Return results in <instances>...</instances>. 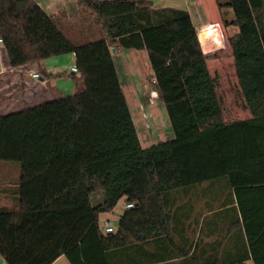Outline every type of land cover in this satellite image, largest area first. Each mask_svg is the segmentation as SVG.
<instances>
[{
	"label": "trees",
	"instance_id": "trees-1",
	"mask_svg": "<svg viewBox=\"0 0 264 264\" xmlns=\"http://www.w3.org/2000/svg\"><path fill=\"white\" fill-rule=\"evenodd\" d=\"M77 2L94 17L99 40L73 44L34 0H0L10 67L47 76L45 60L73 54L77 69L69 75L73 95L0 115V162L19 168L11 181L17 208H0V259L52 264L65 255L70 264H99L131 242L162 238L178 211L193 208L188 200L201 198V215H237L232 236L244 256L234 263L249 253L264 264V0L219 5L232 12L224 27L237 29L227 45L250 114L230 122L188 12L148 0ZM114 44L146 52L172 139L140 145L109 51ZM98 191L102 201L92 206ZM121 199L133 207L105 234L100 215ZM188 260L199 263H182Z\"/></svg>",
	"mask_w": 264,
	"mask_h": 264
},
{
	"label": "crops",
	"instance_id": "crops-1",
	"mask_svg": "<svg viewBox=\"0 0 264 264\" xmlns=\"http://www.w3.org/2000/svg\"><path fill=\"white\" fill-rule=\"evenodd\" d=\"M34 1L49 17L54 18L60 31L73 44L85 45L101 38L102 34L97 30L94 17L87 11H81L77 0ZM148 1L154 8L185 10L190 15L191 21L193 25H195V29L197 30L199 28L195 23V13L193 11V6L191 5V0ZM210 33L211 32H202L203 36L201 42L203 45H205V42L207 43L206 45L211 44V40L208 38ZM113 47H116L114 49L115 53L112 54V57L119 80L121 76L127 79L130 78L129 71L140 69L138 67H141V64L143 65V68L147 70L146 62H148V60L145 51L122 50L117 44H114ZM209 48H211V46H209ZM0 59L2 65L0 69V93L6 90L3 97L0 96V115L18 111L29 106H35L47 100L63 96V92L53 85V81L61 78L60 76L62 75L61 73L63 69L60 71L59 69L61 68L60 62L62 61H53V65H55L53 66L55 67V70H53L54 68H51L52 64L49 63L50 59L45 60L43 67L47 76H42L40 74L41 80L36 82L29 78V71L22 70L13 73H2V68L8 64L6 54H3V52L2 54L0 53ZM73 62L74 64H72V66L75 65L74 56ZM52 71L57 72L53 73ZM20 72L21 75L18 76V78L15 77L17 74H20ZM54 74L58 76V78H54ZM151 75L152 71L149 76ZM64 78L68 77L65 75ZM12 85H17V88L20 91L15 93L17 96L13 99L11 106L15 105V101L23 103V105L13 110L4 111V109L8 110L9 108L10 103L8 102L11 100L9 97L11 96V92H9L10 89H16L10 88ZM36 99H38L37 102L26 104L27 100L31 102ZM168 137H170V134ZM13 185V182H8V180L5 182V185H0V208H17L16 197L12 191L14 188ZM184 200L186 201L188 199L185 198ZM188 201L189 205H192L193 208L190 210L178 211L173 216L174 219L171 222L167 233L162 235V238H151L149 236L144 241L131 242L130 247H123L116 251L107 252L106 258H99V261L97 262H99V264H184L182 263L184 259L191 258V262L196 261L201 264H206L208 262L217 264H239L234 263V261L243 258L244 247L238 236H232L233 220H236L237 215L218 212H210L201 215V206L204 200L199 198L197 200L192 199V202L191 200ZM0 264H5V262L0 259ZM52 264H70V262L65 255H61ZM185 264H190V261H186ZM242 264H253L249 253L248 260Z\"/></svg>",
	"mask_w": 264,
	"mask_h": 264
},
{
	"label": "rangeland",
	"instance_id": "rangeland-1",
	"mask_svg": "<svg viewBox=\"0 0 264 264\" xmlns=\"http://www.w3.org/2000/svg\"><path fill=\"white\" fill-rule=\"evenodd\" d=\"M225 2L226 0H191V5L193 6V11L195 13V23L198 27L205 25H217L222 32H220L218 38L221 37V34L225 38L222 49L215 50L216 47H214L212 43L209 45L212 46L210 50L213 52L206 54L208 57L206 65L211 76H217L216 92L221 101L223 120L225 122H230L238 119H246L250 116V114L243 107V99L234 75L233 58L227 45V39L234 35L237 32V29L234 26L224 27L223 25V20L229 21L232 19V12L228 7H219L220 4ZM206 44L207 43L205 42V45ZM205 45L203 46L206 50L207 48ZM53 61H62L60 62L61 68L59 71L63 69L61 73L62 75L60 76L61 78H58L55 74L53 75L54 78H58L56 81H53V85L63 92L64 97L73 95L75 93V86L72 77L64 78L65 75H70L69 69L72 64H74L73 55L64 54L58 57L50 58L49 63L52 64L51 68H54L53 70H55V67H53L55 66L53 65ZM146 64L147 70H145L141 64V67H138L140 69L129 71L131 77L128 79L120 75L124 96L126 97L128 107L133 117V123L138 134L139 142L142 147L164 142L172 138V130L170 128L165 108L163 104L159 102L154 91V85L151 80V76H149L151 70L148 66V62H146ZM1 66L0 59V69ZM52 72L55 73L57 71ZM20 75L21 72L15 77L18 78ZM17 87V85L10 86V88L16 89H10L9 92H11V96L9 97L11 100L8 102L10 103L9 108L8 110L4 109V111L13 110L23 105V103L15 101V105L11 106L13 99L17 96L15 93L20 91ZM5 91H2L0 96L3 97ZM37 101L38 99L32 100L31 102L27 100L26 104ZM167 133L170 134V137H168L169 134ZM18 173V166L7 165L0 162V185H5L7 180L8 182L14 180L17 178ZM101 201L102 194L99 191L95 192L90 198L92 206L100 204ZM124 206L125 201L121 199L111 212L100 215V219H107L106 221L115 225L118 217L124 210ZM103 221L105 220H100L99 224L102 225Z\"/></svg>",
	"mask_w": 264,
	"mask_h": 264
},
{
	"label": "built area",
	"instance_id": "built-area-1",
	"mask_svg": "<svg viewBox=\"0 0 264 264\" xmlns=\"http://www.w3.org/2000/svg\"><path fill=\"white\" fill-rule=\"evenodd\" d=\"M195 31H196V37H197V41H198V44H199V47H200V50H201V52L204 54V55H206V54H208V53H211V52H213L212 50H210V48H209V45H205L206 46V50L204 49V46H203V43L201 42V40L199 39V33H201V32H203V33H206V32H211L210 33V35L208 36V38H210V40H211V43L213 44V46L214 47H216V49L215 50H219V49H222L223 48V46H224V41H225V38H224V36L221 34V37L220 38H218V35L220 34V29L218 28V26L217 25H205V26H200L197 30L195 29ZM222 33V32H221ZM213 39V40H212ZM207 40H209V39H207ZM211 45V44H210ZM212 47V46H211ZM116 47H113V46H111L110 48H109V51H110V54L112 55L113 53H115L114 52V49H115ZM214 50V51H215ZM2 52H3V54L5 53L6 54V52H5V49H4V47H3V42H2V39L0 38V53L2 54ZM15 71H19V70H16V69H14L13 67H10L9 66V64H7L6 66H4L3 68H2V73H7V72H9V73H13V72H15ZM21 71V70H20ZM69 71H70V75L71 74H75L76 72H77V69H76V66L74 65V66H72L70 69H69ZM28 76H29V78L31 79V80H34V81H36V82H38V81H40L41 80V78H40V75L38 74V73H36V72H34V71H29V73H28ZM66 77H69V75H66ZM133 207V204L132 203H125V206H124V209H130V208H132ZM102 227H103V229H104V233L105 234H111V233H113L114 232V229H115V225H112L111 223H109L108 221H103L102 222V225H101Z\"/></svg>",
	"mask_w": 264,
	"mask_h": 264
}]
</instances>
